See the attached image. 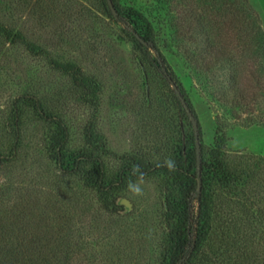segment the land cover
<instances>
[{
    "label": "rangeland",
    "instance_id": "obj_1",
    "mask_svg": "<svg viewBox=\"0 0 264 264\" xmlns=\"http://www.w3.org/2000/svg\"><path fill=\"white\" fill-rule=\"evenodd\" d=\"M111 1L115 16L106 0H0V25L39 49L0 35V264L163 263L159 171L144 177L142 197L113 186L107 206L46 150L52 117L66 127L70 150L86 146L88 128L104 141L106 153L92 157L109 181L123 163L168 157L175 127L191 124L174 84L147 62L144 42L165 59L203 145L264 158V0ZM258 172L250 194L263 195L259 222L227 196L234 214L214 223L195 264H260L264 159ZM222 232L235 237L238 252Z\"/></svg>",
    "mask_w": 264,
    "mask_h": 264
},
{
    "label": "trees",
    "instance_id": "obj_2",
    "mask_svg": "<svg viewBox=\"0 0 264 264\" xmlns=\"http://www.w3.org/2000/svg\"><path fill=\"white\" fill-rule=\"evenodd\" d=\"M121 22L126 24L124 19H121ZM0 35L11 41L23 44L31 53L39 52L36 45L26 41L19 33H13L2 25H0ZM143 46L146 49L145 58L147 62L163 79L176 86L173 74L159 51L150 42H144ZM149 48L153 52L149 51ZM56 66L64 73H76L75 69H72L69 65L56 63ZM75 76L76 78L81 77L76 74ZM80 80L83 83H88L85 78L81 77ZM92 88L95 90V85H92ZM179 92L188 109L193 113L189 101L185 98L182 91L179 90ZM177 98L191 127L185 129V131L182 127H175L177 128V133L168 155V157L176 161L175 171L170 172L165 167H157V164L163 160L154 163L145 161L126 162L122 164L114 180L109 181L104 177L100 167V159L92 157L93 150L106 153L104 141L88 128L86 146L78 150H70L67 147L68 133L66 127L61 121L53 119L48 113L46 117L50 115L53 127L47 138L46 150L49 157L56 162L61 171L72 175L81 174L87 184L96 188L100 194V200L107 206L112 204L109 199L113 194V186L117 189L124 188L130 179H136L131 174L133 166L138 165L144 173V177L159 171L160 175L162 174L160 184L164 192L165 202L163 219L167 226V239L162 264H195L197 255L214 235V223L216 221L224 223L225 219H229L234 214L225 205L226 200H228L227 196L232 199L238 198L236 202L241 206L242 214L246 219L259 222L261 209L257 203L263 199V195L259 192L251 194L250 192L255 186H258V174H260L258 171L264 158L249 156L247 161L246 158H243L245 156L237 155L232 157L227 155L219 146L208 147L203 145L199 137L200 153L198 165L192 122L183 107L181 99L178 96ZM21 101L24 105L27 104L24 97L21 98ZM181 130L183 131L182 133ZM94 143L97 144L95 146L96 149L92 146ZM239 158H242L245 162L236 163L233 160ZM198 174L200 177L199 190ZM238 191L241 192V196H237ZM223 209H226L225 215L220 214ZM226 226H228V223H225ZM220 239L223 243L230 242L234 246L235 252L239 251V246L233 235L222 232ZM261 263L264 264V256Z\"/></svg>",
    "mask_w": 264,
    "mask_h": 264
},
{
    "label": "clouds",
    "instance_id": "obj_3",
    "mask_svg": "<svg viewBox=\"0 0 264 264\" xmlns=\"http://www.w3.org/2000/svg\"><path fill=\"white\" fill-rule=\"evenodd\" d=\"M157 167H165L168 171H175L176 161L171 157H166L162 162L157 164ZM132 176H135L136 179H130L126 185V191L133 197H142L144 192V173L141 171L138 165L133 166L131 169Z\"/></svg>",
    "mask_w": 264,
    "mask_h": 264
},
{
    "label": "water",
    "instance_id": "obj_4",
    "mask_svg": "<svg viewBox=\"0 0 264 264\" xmlns=\"http://www.w3.org/2000/svg\"><path fill=\"white\" fill-rule=\"evenodd\" d=\"M107 1V4L109 6V9L111 10V13L113 16L116 15V11L113 7V4H112V1L111 0H106ZM174 86V85H173ZM174 89H175V92L177 94V96L181 99V102L183 104V107L186 109L187 111V114L192 122V126H193V129H194V137H195V145H196V154H197V164L199 165V153H200V149H199V127H198V123H197V120L194 116V114L190 111V109H188L185 101L182 99L181 95H180V92L179 90L176 88V86H174ZM197 182H198V190H199V187H200V177H199V174L197 175Z\"/></svg>",
    "mask_w": 264,
    "mask_h": 264
}]
</instances>
